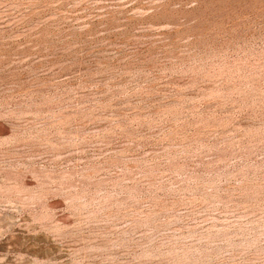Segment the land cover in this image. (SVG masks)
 <instances>
[{
	"label": "rangeland",
	"instance_id": "374dc122",
	"mask_svg": "<svg viewBox=\"0 0 264 264\" xmlns=\"http://www.w3.org/2000/svg\"><path fill=\"white\" fill-rule=\"evenodd\" d=\"M0 264H264V0H0Z\"/></svg>",
	"mask_w": 264,
	"mask_h": 264
}]
</instances>
